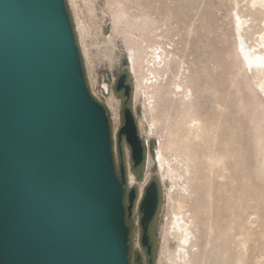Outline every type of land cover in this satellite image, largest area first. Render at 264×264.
<instances>
[{
  "label": "water",
  "instance_id": "obj_1",
  "mask_svg": "<svg viewBox=\"0 0 264 264\" xmlns=\"http://www.w3.org/2000/svg\"><path fill=\"white\" fill-rule=\"evenodd\" d=\"M76 36L67 0H0V264H131L138 194L127 192L123 163L117 173ZM126 80L117 91L128 102ZM123 136L138 168L145 147L130 109ZM159 200L152 182L140 207L148 255Z\"/></svg>",
  "mask_w": 264,
  "mask_h": 264
},
{
  "label": "rangeland",
  "instance_id": "obj_2",
  "mask_svg": "<svg viewBox=\"0 0 264 264\" xmlns=\"http://www.w3.org/2000/svg\"><path fill=\"white\" fill-rule=\"evenodd\" d=\"M112 1L77 0L73 7L67 0L68 12L77 31L76 41L91 94L107 109V98L113 96L120 115L118 120L114 119L113 125L112 113L105 108L111 124L117 173L120 174V165L123 163L128 178L127 192L133 187L138 194L128 220L131 260L135 261L137 256H141L143 264H171L169 255L175 248L172 239L166 245L171 246V250L165 249L163 253L167 222L174 207L168 195L171 183L156 173L154 163L149 168V160H146V154H152L156 159L160 136L151 135L145 120L143 101L135 104L134 80L126 62V49L122 38L113 32ZM116 1H124L131 15H147L146 19L154 22L156 34L164 35L161 37L164 44L174 52H183L187 75L188 68L194 69L203 77L202 86L210 81L214 85L215 93L206 90L195 97L204 121L220 126V131L213 134L209 141L201 142V153L215 158L224 157V166H219L211 175L207 174L213 188L212 198L206 202L207 208L199 218L201 224L197 225V253H200L202 264H264V144L258 140L255 131L258 110L263 109V99L252 80V72H248V75L244 72L236 54L234 35L236 8L248 21L251 18L255 21L249 23L252 43L258 42L264 32V15L259 10L251 9V0ZM79 25L83 35L78 32ZM123 75H127L126 83L128 81L127 85L131 88L128 102L125 91H117ZM125 109L133 112L137 125H141L140 138L143 144L148 142L149 145L148 153L145 149V160L138 168L133 165L131 148L125 137L121 141L118 137L124 126ZM177 111L178 107L174 106L171 116ZM160 120L164 121L161 117ZM117 127L119 131L114 136V128ZM231 149H237L241 160L236 161V157L231 154L232 158H229L227 151ZM227 161L228 170L225 169ZM148 170L150 180L142 193ZM132 180L136 181L135 186H131ZM152 182H156L159 187L160 200L157 214L150 225L151 232L148 233L153 246L149 257L141 243L140 207L146 189ZM140 196L142 199L138 206ZM218 215L221 229L217 228Z\"/></svg>",
  "mask_w": 264,
  "mask_h": 264
},
{
  "label": "bare ground",
  "instance_id": "obj_3",
  "mask_svg": "<svg viewBox=\"0 0 264 264\" xmlns=\"http://www.w3.org/2000/svg\"><path fill=\"white\" fill-rule=\"evenodd\" d=\"M68 1L73 7L76 6L77 0ZM111 5L113 32L122 38L126 49V62L134 80L135 104L143 101L145 120L149 124L151 135L160 136L156 159L151 156L152 154H146V160H149V168L151 163H154L156 173L164 181L171 183L168 195L174 202V207L167 222L163 253L165 249L171 250V246L166 245L172 239L175 248L169 255L171 264H202L200 253H197L199 250L197 225L201 224L199 218L207 208L206 202L208 200L210 202L212 198L213 188L207 174L211 175L219 166H224V157L215 158L213 155L205 156L201 153V142L209 141L213 134L220 131V126L204 121L195 97L206 90L215 93L214 85L210 81L202 86L203 77L194 69L188 68L187 75V69L185 70L187 63L182 59L183 52L180 50L174 52L164 44L161 38L164 35L156 34L157 29H153L154 22L147 20V15L140 17L131 15L124 1L114 0ZM250 7L264 15V0H251ZM236 12L234 28L236 54L245 74L252 72V80L262 95L263 109L258 110L255 131L258 140L264 144V32L258 38V42L252 43L249 23L255 21L252 18L248 21L238 8ZM78 32L83 35L81 26ZM106 104L112 113L113 118H110L114 125V119L118 120L120 117L115 98L110 96ZM174 106L178 107V111L172 117L171 111ZM160 117L164 121L160 120ZM138 128L140 131L141 125H138ZM118 131L119 127L114 128V136ZM146 143L144 142V147L148 153L149 145ZM227 153L229 158H232L231 154L236 157V161L241 160L237 149H231ZM228 165L229 161L225 165L226 170ZM236 165L239 166L238 162ZM149 172L150 170L142 193L150 180ZM130 184L135 186L136 181L132 180ZM212 204L213 202L210 208ZM225 210L227 213L228 207ZM219 219L218 215L217 228L221 229Z\"/></svg>",
  "mask_w": 264,
  "mask_h": 264
},
{
  "label": "flooded vegetation",
  "instance_id": "obj_4",
  "mask_svg": "<svg viewBox=\"0 0 264 264\" xmlns=\"http://www.w3.org/2000/svg\"><path fill=\"white\" fill-rule=\"evenodd\" d=\"M128 84V81H127V83H126V85ZM126 188H127V186H126ZM124 203H125V205L127 204V192H126V194H125V200H124ZM127 223H128V221H127ZM149 231L151 232V226L149 227ZM150 245H151V247H152V249H153V246H152V240H150ZM143 247V246H142ZM145 250H146V254H147V249L145 248V247H143ZM152 249H151V254H149V257L152 255ZM148 255V254H147ZM138 257V256H137ZM137 257H136V259H135V261H132L131 260V264H143V262L142 261H140V262H137ZM130 259H131V256H130Z\"/></svg>",
  "mask_w": 264,
  "mask_h": 264
},
{
  "label": "built area",
  "instance_id": "obj_5",
  "mask_svg": "<svg viewBox=\"0 0 264 264\" xmlns=\"http://www.w3.org/2000/svg\"><path fill=\"white\" fill-rule=\"evenodd\" d=\"M141 199H142V196H140V198H139V200H138V206L140 205V201H141Z\"/></svg>",
  "mask_w": 264,
  "mask_h": 264
},
{
  "label": "trees",
  "instance_id": "obj_6",
  "mask_svg": "<svg viewBox=\"0 0 264 264\" xmlns=\"http://www.w3.org/2000/svg\"><path fill=\"white\" fill-rule=\"evenodd\" d=\"M67 9H68V6H67ZM73 27H74V25H73Z\"/></svg>",
  "mask_w": 264,
  "mask_h": 264
}]
</instances>
